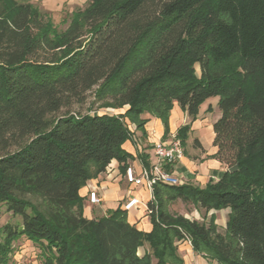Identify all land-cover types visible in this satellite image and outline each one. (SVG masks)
<instances>
[{
  "label": "trees",
  "instance_id": "1",
  "mask_svg": "<svg viewBox=\"0 0 264 264\" xmlns=\"http://www.w3.org/2000/svg\"><path fill=\"white\" fill-rule=\"evenodd\" d=\"M89 92L124 112L73 110ZM216 96L220 179L155 184L149 232L121 206L85 216L82 188L132 158L130 123L144 134L148 113L167 135L176 103L195 120ZM177 200L229 208L225 232L215 214L173 213ZM0 203L22 218L0 229V264L21 237L42 264H185V238L211 262L264 264V0H91L63 31L32 3L0 0Z\"/></svg>",
  "mask_w": 264,
  "mask_h": 264
},
{
  "label": "crops",
  "instance_id": "2",
  "mask_svg": "<svg viewBox=\"0 0 264 264\" xmlns=\"http://www.w3.org/2000/svg\"><path fill=\"white\" fill-rule=\"evenodd\" d=\"M222 112L219 107V97H211L201 104L198 116L195 120L176 103L171 111L169 127L170 131L166 135L165 127L161 119L148 113L143 117L148 119L145 125V133L138 130L134 124L130 127L134 132V137L126 141L124 148L132 154L128 160L127 166H133L136 173L141 172L144 166L143 156H146L149 165L155 162L156 155L154 144L160 140L169 141L174 135H178L179 129L187 124L191 125L185 142L184 158L176 165L177 172L184 176L185 183H192L204 187L210 179H220L227 170V165L222 163L214 155L217 147L214 144L216 133L214 131L215 122L221 117ZM125 170L117 159L112 160L106 171L99 174L96 178L90 179L82 188L81 194L84 197V214L88 218H99L108 214L128 202L131 197H137L140 202L137 206L128 211V219L140 230L149 232L152 229V222L147 211L148 203L152 198L150 190L145 185H134L129 183L125 177ZM95 189L100 196V203L89 202L87 195L89 190ZM182 201V200H181ZM195 205V204H194ZM170 210L171 206H170ZM198 205L194 206L191 216L188 213H179L194 219H201L206 216L209 218L212 214L216 215V223L220 227L227 226L230 209L211 210L209 213ZM173 213H176L172 211ZM202 212L204 213L202 215ZM220 212L225 213V217H219ZM28 243L32 241L28 240ZM178 244V253L183 258L185 264H218L211 262L203 255L194 251L188 238L180 240ZM151 252L150 245L145 243L139 248V254L143 255ZM157 260L153 257V263Z\"/></svg>",
  "mask_w": 264,
  "mask_h": 264
},
{
  "label": "rangeland",
  "instance_id": "3",
  "mask_svg": "<svg viewBox=\"0 0 264 264\" xmlns=\"http://www.w3.org/2000/svg\"><path fill=\"white\" fill-rule=\"evenodd\" d=\"M21 3H32L37 6L41 12L51 19L54 26L59 30H65L76 12L85 9L91 0H18ZM101 101H97L93 92H89L87 101L82 105H75L73 110L82 114H98L109 113L117 114L124 112V109H114L106 107ZM178 136V135H177ZM194 204L191 202H183L177 200L171 204L172 211L176 213H188L191 216V211L194 209ZM204 212V211H203ZM202 212V215L204 214ZM220 219L225 217L224 212H220ZM202 221L201 219H199ZM22 218L14 215L6 210V206L0 203V229L8 222L20 223ZM225 225L220 227L221 232H225ZM26 237H21L14 243L13 251L10 255L8 264H42L41 252L37 245L27 242ZM156 264V263H155Z\"/></svg>",
  "mask_w": 264,
  "mask_h": 264
},
{
  "label": "built area",
  "instance_id": "4",
  "mask_svg": "<svg viewBox=\"0 0 264 264\" xmlns=\"http://www.w3.org/2000/svg\"><path fill=\"white\" fill-rule=\"evenodd\" d=\"M154 150L156 155L155 162L149 166L144 165L139 174L136 173L133 166H127L125 170V177L129 183L134 185H145L150 190L152 194L151 200H154L153 190L157 183L168 185L185 184L184 176L175 169L176 165L185 156V150L181 139L177 135H174L169 141L160 140L154 144ZM87 198L89 202L95 204L101 201L98 191L95 189L89 190ZM139 202L140 200L137 197H131L128 202L124 204L123 208L129 211L137 206ZM147 211L149 213L152 210H149L147 206Z\"/></svg>",
  "mask_w": 264,
  "mask_h": 264
},
{
  "label": "water",
  "instance_id": "5",
  "mask_svg": "<svg viewBox=\"0 0 264 264\" xmlns=\"http://www.w3.org/2000/svg\"><path fill=\"white\" fill-rule=\"evenodd\" d=\"M238 169V165H235L234 167L229 168L230 171H235Z\"/></svg>",
  "mask_w": 264,
  "mask_h": 264
}]
</instances>
